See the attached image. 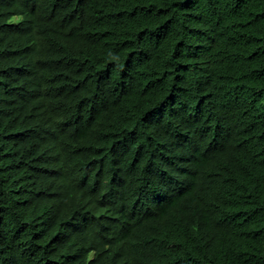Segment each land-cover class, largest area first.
<instances>
[{
  "label": "trees",
  "instance_id": "16d2710c",
  "mask_svg": "<svg viewBox=\"0 0 264 264\" xmlns=\"http://www.w3.org/2000/svg\"><path fill=\"white\" fill-rule=\"evenodd\" d=\"M35 1L0 0V264H264V0Z\"/></svg>",
  "mask_w": 264,
  "mask_h": 264
},
{
  "label": "bare ground",
  "instance_id": "6f19581e",
  "mask_svg": "<svg viewBox=\"0 0 264 264\" xmlns=\"http://www.w3.org/2000/svg\"><path fill=\"white\" fill-rule=\"evenodd\" d=\"M9 1H10V0H9ZM27 1H28V0H27ZM34 1H35V0H34ZM29 2H30V1H29ZM35 2H36V1H35ZM5 6H6V5H5ZM36 6H37V5H36ZM7 14H8V13H7ZM7 14H6V15H7ZM43 20H44V19H43ZM45 21H46V20H45ZM44 26H45V25H44ZM44 31H45V28H44ZM33 33H34V32H33ZM35 33H36V32H35ZM35 33H34V34H35ZM1 35H2V34H1ZM3 37H4V36H3ZM37 37H38V36H37ZM2 40H3V39H2ZM2 40H1V41H2ZM37 41H38V40H36L35 42H37ZM33 43H34V42H33ZM33 45H34V44H33ZM32 50H33V49H32ZM32 50H31V51H32ZM31 53H32V52H31ZM34 53H35V52H34ZM34 53H33V56H35ZM21 54H22V53H21ZM27 55H28V53H27ZM21 56H22V55H21ZM31 62H32V61H31ZM35 68H36V67H35ZM38 68H39V67H38ZM37 73H39V72H37ZM38 75H39V74H38ZM34 80H35V79H34ZM36 80H37V78H36ZM22 81H23V80H22ZM22 83H23V82H22ZM44 83H45V82H44ZM35 84H36V82H35ZM32 86L34 87V85H32ZM29 87H30V86H29ZM29 87H28L27 89H29ZM33 87H32V88H33ZM41 87H42V86H41ZM33 89H34V88H33ZM39 89H40V88H39ZM34 90H35V89H34ZM36 91H37V90H36ZM34 92H35V91H33V93H34ZM45 92H46V91H45ZM42 93H43V91H42ZM29 94H30V93H29ZM35 96H36V95H35ZM35 96H34V97H35ZM37 96H38V95H37ZM45 97H46V96H45ZM45 97H44V98H45ZM42 99H43V98H42ZM42 99L40 98V100H42ZM37 100H39V99H37ZM29 101L31 102V100H29ZM29 101H28V102H29ZM33 102H34V101H33ZM42 102H45V100H43ZM27 104H28V103H27ZM33 104H34V103H33ZM39 104H41V102H40ZM39 104H38V105H39ZM0 105H1V104H0ZM45 105H46V103H45ZM45 105H44V106H45ZM24 106H25V104H24ZM28 106H29V104H28ZM29 107H30V106H29ZM35 107H36V106H35ZM26 108H27V107H26ZM17 109H18V108H17ZM28 109H29V108H28ZM31 109H32V108H31ZM36 109H38V108L36 107ZM39 109H41V108H39ZM44 109H45V108H44ZM23 110H24V109H23ZM26 110H27V109H26ZM32 110H33V109H32ZM34 110H35V109H34ZM14 111H15V110H14ZM30 111H31V110H30ZM44 111H45V110H44ZM19 112H20V110H19ZM33 112H34V111H33ZM37 112H38V111H37ZM26 113H27V112H26ZM35 113H36V112H35ZM19 114H20V113H19ZM23 114H24V113H23ZM23 114H21V115H23ZM33 114H34V113H33ZM44 114H45V112H44ZM17 115H18V114H17ZM34 115H35V114H34ZM36 115H37V114H36ZM38 115H39V114H38ZM38 115H37V116H38ZM26 116H27V115H26ZM31 116H32V115H31ZM42 116H43V115H42ZM45 116H46V115H45ZM12 117H13V116H12ZM12 117H11V118H12ZM33 117H34V116H33ZM39 117H40V116H39ZM23 118H24V117H23ZM27 118H28V117H27ZM35 118H36V117H35ZM40 118H41V117H40ZM16 119H17V116H16ZM31 119H32V118H31ZM33 119H34V118H33ZM33 119H32V120H33ZM45 119H46V118H45ZM6 120H7V119H6ZM28 120H29V119H28ZM37 120H38V119H37ZM43 120H44V119H43ZM5 122H6V121H5ZM12 122H13V121H12ZM14 122H15V121H14ZM42 122H43V121H41V123H42ZM38 123H39V122H38ZM11 124H13V123H11ZM16 124H17V123H16ZM43 124H44V123H43ZM41 125H42V124H41ZM31 128H32V127H31ZM39 128H40V127H39ZM44 133H45V132H44ZM14 137H15V136H14ZM14 137H12V138H14ZM19 137H20V136H19ZM21 138H22V137H21ZM21 138H20V139H21ZM44 140H45V138H44ZM14 141H15V140H14ZM5 143H6V142H5ZM40 143H41V142H40ZM42 143H43V142H42ZM17 145H18V142H17ZM21 146H22V145H21ZM12 147H13V146H12ZM14 147H15V146H14ZM19 147H20V146H18V148H19ZM26 147H27V146H26ZM23 148H24V147H23ZM12 150H13V149H12ZM14 150H15V149H14ZM22 152H24V151H22ZM24 153H25V152H24ZM27 154H28V153H27ZM23 156H25V155H23ZM6 221H7V220H6ZM25 239H26V238H25ZM10 241H11V240H10ZM14 241H15V240H14ZM24 241H25V240H24ZM32 242H33V241H32ZM10 244H11V243H10ZM16 244H17V243H16ZM26 244H27V243H26ZM20 245H21V244H20ZM27 245H28V244H27ZM14 246H15V245H14ZM32 246H33V245H32ZM23 248H24V247H23ZM24 253H25V252H24ZM15 254H16V253H15ZM19 254H20V253H19ZM23 255H24V254H23ZM27 256H28V255H27ZM22 257H23V256H22ZM22 257H21V258H22ZM24 258H25V257H24ZM24 258H22V259H24ZM26 261H27V260H26Z\"/></svg>",
  "mask_w": 264,
  "mask_h": 264
}]
</instances>
